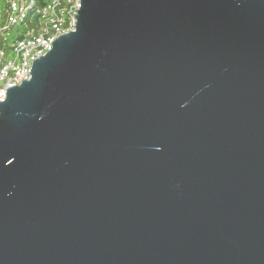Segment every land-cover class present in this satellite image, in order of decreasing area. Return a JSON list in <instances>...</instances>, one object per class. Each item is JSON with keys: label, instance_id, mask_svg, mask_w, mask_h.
<instances>
[{"label": "water", "instance_id": "obj_1", "mask_svg": "<svg viewBox=\"0 0 264 264\" xmlns=\"http://www.w3.org/2000/svg\"><path fill=\"white\" fill-rule=\"evenodd\" d=\"M0 101V264H264V0H81Z\"/></svg>", "mask_w": 264, "mask_h": 264}, {"label": "built area", "instance_id": "obj_2", "mask_svg": "<svg viewBox=\"0 0 264 264\" xmlns=\"http://www.w3.org/2000/svg\"><path fill=\"white\" fill-rule=\"evenodd\" d=\"M81 0H4L0 27V101L7 88L31 77L33 61L51 50L61 34L75 29Z\"/></svg>", "mask_w": 264, "mask_h": 264}, {"label": "trees", "instance_id": "obj_3", "mask_svg": "<svg viewBox=\"0 0 264 264\" xmlns=\"http://www.w3.org/2000/svg\"><path fill=\"white\" fill-rule=\"evenodd\" d=\"M5 7L4 0H0V9H4L3 13L0 15V27L3 26L6 22V14H5ZM2 41L0 40V47L2 46Z\"/></svg>", "mask_w": 264, "mask_h": 264}, {"label": "rangeland", "instance_id": "obj_4", "mask_svg": "<svg viewBox=\"0 0 264 264\" xmlns=\"http://www.w3.org/2000/svg\"><path fill=\"white\" fill-rule=\"evenodd\" d=\"M3 11H4V9L2 10V9H0V15L3 13Z\"/></svg>", "mask_w": 264, "mask_h": 264}]
</instances>
